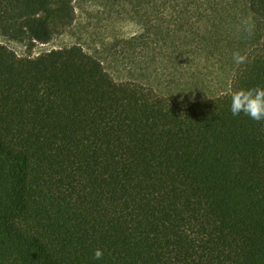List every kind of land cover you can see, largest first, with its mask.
I'll return each mask as SVG.
<instances>
[{"label": "trees", "instance_id": "16d2710c", "mask_svg": "<svg viewBox=\"0 0 264 264\" xmlns=\"http://www.w3.org/2000/svg\"><path fill=\"white\" fill-rule=\"evenodd\" d=\"M75 1L0 0V32L47 44ZM160 1L156 35L216 57L223 90L180 105L79 45L0 44V264H264V122L230 111L232 92L264 87V0Z\"/></svg>", "mask_w": 264, "mask_h": 264}, {"label": "rangeland", "instance_id": "374dc122", "mask_svg": "<svg viewBox=\"0 0 264 264\" xmlns=\"http://www.w3.org/2000/svg\"><path fill=\"white\" fill-rule=\"evenodd\" d=\"M164 5L160 0H76L73 25L51 42L29 48L0 32V44L22 57L79 45L100 60L114 80L150 87L180 105L199 91L223 90L228 68L222 69L216 57L170 54L169 42L163 34L156 35L155 27L166 18Z\"/></svg>", "mask_w": 264, "mask_h": 264}, {"label": "clouds", "instance_id": "9594fccd", "mask_svg": "<svg viewBox=\"0 0 264 264\" xmlns=\"http://www.w3.org/2000/svg\"><path fill=\"white\" fill-rule=\"evenodd\" d=\"M255 29V22L251 15L241 16L235 26L237 36L244 38L252 36ZM233 62L239 66L248 61L247 54L234 51ZM230 111L233 117L241 114L251 120L260 123L264 122V87L256 86L252 88H241L231 94ZM104 256V250L97 248L94 252V259L100 260Z\"/></svg>", "mask_w": 264, "mask_h": 264}]
</instances>
